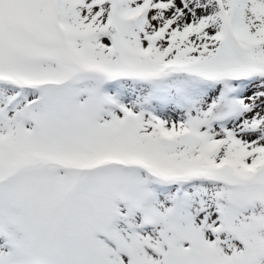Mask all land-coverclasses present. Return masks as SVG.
Masks as SVG:
<instances>
[{
    "label": "snow or ice",
    "instance_id": "snow-or-ice-1",
    "mask_svg": "<svg viewBox=\"0 0 264 264\" xmlns=\"http://www.w3.org/2000/svg\"><path fill=\"white\" fill-rule=\"evenodd\" d=\"M0 264H264V0H0Z\"/></svg>",
    "mask_w": 264,
    "mask_h": 264
}]
</instances>
